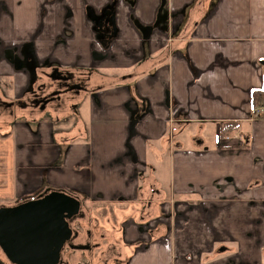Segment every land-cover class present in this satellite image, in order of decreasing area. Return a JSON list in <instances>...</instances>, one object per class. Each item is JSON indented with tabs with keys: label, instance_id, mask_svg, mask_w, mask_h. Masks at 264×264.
<instances>
[{
	"label": "crops",
	"instance_id": "0c3cea01",
	"mask_svg": "<svg viewBox=\"0 0 264 264\" xmlns=\"http://www.w3.org/2000/svg\"><path fill=\"white\" fill-rule=\"evenodd\" d=\"M259 3L0 0L2 102L28 94L29 62L88 75L92 88L70 113L23 107L33 114L1 124L11 161L0 205L53 189L83 208L122 205L123 264H264V117L251 103L264 90ZM224 121L233 136H218Z\"/></svg>",
	"mask_w": 264,
	"mask_h": 264
},
{
	"label": "water",
	"instance_id": "95a60500",
	"mask_svg": "<svg viewBox=\"0 0 264 264\" xmlns=\"http://www.w3.org/2000/svg\"><path fill=\"white\" fill-rule=\"evenodd\" d=\"M80 199L65 190L45 191L14 205H0V249L13 264H62L61 251L78 232L70 221L83 217Z\"/></svg>",
	"mask_w": 264,
	"mask_h": 264
},
{
	"label": "rangeland",
	"instance_id": "374dc122",
	"mask_svg": "<svg viewBox=\"0 0 264 264\" xmlns=\"http://www.w3.org/2000/svg\"><path fill=\"white\" fill-rule=\"evenodd\" d=\"M258 8L260 10L258 11V13L262 14L264 12V8L263 6L260 5V3ZM224 10H226V8H224ZM262 65L264 66V63ZM50 67H55V66H47V67L35 66V69L32 71L33 72L32 80L34 85L32 86L31 89H36V86L39 84V82H43V81L49 82V80L46 79L44 75H42L41 70H49ZM66 70H70V69H66ZM30 72L31 70L29 67L25 69V73H30ZM4 93L5 95L9 94L10 87L9 90L5 91ZM29 94L30 91L28 92V94L26 93V95L23 96V98L26 99V97L29 96ZM83 95H84L83 93L82 94L78 93L74 95L70 93L69 95H67L66 100L69 101L68 105L58 114L62 115V114L70 113V111L72 112L74 108L78 107L79 103L82 102ZM1 101L2 100L0 99V102ZM32 114L33 113L30 110H28V108H21L18 105H15L14 108L4 107L0 105V126H2L1 124L3 125L9 124L8 116L12 118L10 120H13L14 118H24L26 116H31ZM196 131L197 129H195V132ZM185 132H186L185 135L186 139L184 142L185 149L183 150H187L188 147L191 146L190 144L191 137L189 138V135L190 133L193 134L194 130L192 128H188L185 129ZM208 132L214 134L212 128L208 129ZM235 133L236 131L231 133L230 135L233 136ZM209 138L210 137L207 138L206 141L207 144H210ZM8 139H9L8 136H3V139L0 141V177H2L4 181L8 176L9 164L11 161L10 153L8 152L9 151ZM176 148L177 146L174 147V150H176ZM168 153H169V149L166 148V151L162 152L163 155L162 162L157 163L158 166L157 174L160 177H168L169 171L166 168V166H168V161H169ZM166 181L169 182L168 179ZM166 181H163V184L164 187L168 189V185L166 184ZM8 190H9V185H7L6 187L0 186V196L6 194ZM60 190L63 191V189ZM120 206L122 207V205L117 206L105 202L88 201V207L83 208V210L87 214L85 215L84 213L83 218L77 217V218H81L78 220V224L81 225L82 233L75 241H73V243L75 242L83 243L84 241H89L90 247L84 250L71 249L70 247H67V250H65L64 254L69 256V258L67 259L66 258L67 256H65L62 264H65L66 262H71V264H76L79 263L80 261L82 262V264H123V258L127 256L131 247L123 243L121 239L122 218L119 219L117 217V213L122 214L123 210L119 211L116 208ZM147 211H149L147 208L144 211H142L144 215V220H147L145 219V217L150 218L149 214H154L152 211L147 214ZM181 214H182L181 209H178L175 212V215L177 217H180ZM139 215L140 214H137V217H139ZM200 253L202 254V251H200ZM222 257L223 256L221 255L214 260L221 259ZM228 263H230V261H228L227 264ZM0 264H13L6 258V256L4 255L1 249H0Z\"/></svg>",
	"mask_w": 264,
	"mask_h": 264
},
{
	"label": "flooded vegetation",
	"instance_id": "af4514ba",
	"mask_svg": "<svg viewBox=\"0 0 264 264\" xmlns=\"http://www.w3.org/2000/svg\"><path fill=\"white\" fill-rule=\"evenodd\" d=\"M28 65H29L28 67L31 70V73H33L32 71L35 69V66L32 64V62H29ZM41 72L42 75H44L46 79L49 80V82L47 81L39 82V84L36 86V89L29 90L30 94L29 96L26 97V99L22 97L21 99H16L14 101H5V102L1 101L0 105L10 108H14L15 105H18L21 108L29 107L30 109H35L36 111L39 112H43L44 110H47L46 111L47 114L49 113L48 109H50L58 114L64 109V107L68 105L69 101L66 100L67 95H69L70 93L73 95L78 93L89 95V92H91L92 90V88L89 87L88 75L84 76L81 75V73H75L73 70L60 69V67H50L49 70H41ZM82 210H83V206H82ZM84 213L85 215L87 214L85 211ZM81 218H76L70 221V226L72 230L78 232L77 236H75L71 241L72 243L82 233L81 225L78 224V220ZM73 244L89 246V241H84L83 243L75 242ZM67 247H70L68 243L65 244L64 248L61 251L62 262L64 260V257L67 256L64 254L65 250H67ZM66 258L68 259L69 256H67Z\"/></svg>",
	"mask_w": 264,
	"mask_h": 264
},
{
	"label": "trees",
	"instance_id": "16d2710c",
	"mask_svg": "<svg viewBox=\"0 0 264 264\" xmlns=\"http://www.w3.org/2000/svg\"><path fill=\"white\" fill-rule=\"evenodd\" d=\"M88 16H91V12L87 9ZM93 30L96 34V37L98 40H100L101 36L97 32V27L96 25L93 26ZM109 42L105 43L104 45L107 46ZM104 46V47H105ZM251 103L252 106H257L261 105L264 103V90L262 88H255L251 91ZM236 123L235 122H230V121H224L219 124V129H218V136L220 138H225L228 137L234 130H236ZM73 194V192H70ZM74 195V194H73ZM76 196V195H75Z\"/></svg>",
	"mask_w": 264,
	"mask_h": 264
},
{
	"label": "built area",
	"instance_id": "2783aa9c",
	"mask_svg": "<svg viewBox=\"0 0 264 264\" xmlns=\"http://www.w3.org/2000/svg\"><path fill=\"white\" fill-rule=\"evenodd\" d=\"M253 116L263 117L264 116V103L253 107Z\"/></svg>",
	"mask_w": 264,
	"mask_h": 264
}]
</instances>
